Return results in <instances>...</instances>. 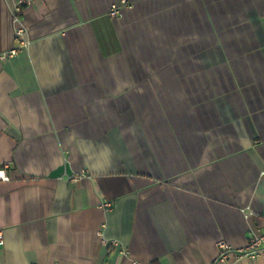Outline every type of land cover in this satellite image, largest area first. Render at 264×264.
Here are the masks:
<instances>
[{
  "label": "crops",
  "instance_id": "crops-1",
  "mask_svg": "<svg viewBox=\"0 0 264 264\" xmlns=\"http://www.w3.org/2000/svg\"><path fill=\"white\" fill-rule=\"evenodd\" d=\"M16 2L0 264H264V0Z\"/></svg>",
  "mask_w": 264,
  "mask_h": 264
},
{
  "label": "built area",
  "instance_id": "built-area-1",
  "mask_svg": "<svg viewBox=\"0 0 264 264\" xmlns=\"http://www.w3.org/2000/svg\"><path fill=\"white\" fill-rule=\"evenodd\" d=\"M32 0H17L15 3L14 9L15 11H19L20 8L24 5H30ZM109 16L117 17L120 15L119 7L116 5H112L109 9ZM21 34V29L17 31V35ZM16 54L15 48H12L7 55L11 56ZM10 176L6 173L4 169H0V180L8 181ZM252 214V212H248L246 216ZM264 218V214L262 215ZM3 244V235L0 231V245ZM218 249V258H224L230 252H234L237 257H245L249 260H256L260 255L264 254V225L262 231L260 233H252L246 246L241 248H232L229 244H227L223 240H219L216 243Z\"/></svg>",
  "mask_w": 264,
  "mask_h": 264
}]
</instances>
